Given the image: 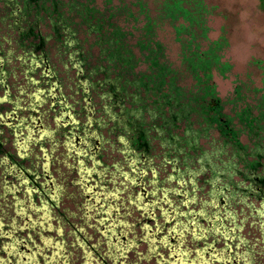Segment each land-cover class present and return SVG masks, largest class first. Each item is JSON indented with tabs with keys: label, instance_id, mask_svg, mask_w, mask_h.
I'll list each match as a JSON object with an SVG mask.
<instances>
[{
	"label": "rangeland",
	"instance_id": "1",
	"mask_svg": "<svg viewBox=\"0 0 264 264\" xmlns=\"http://www.w3.org/2000/svg\"><path fill=\"white\" fill-rule=\"evenodd\" d=\"M76 1L87 3L86 0ZM143 1L147 2L150 14L154 15L157 0ZM112 2L118 3L117 0ZM203 2L207 8L209 39L222 37L227 42L222 56L231 64V70L226 75L213 72L212 76L224 111L235 115L234 112L248 107L252 116H262L260 135H255V131H245L239 136L240 142L248 146L247 160L251 161L255 158L251 152L260 151L264 144V107L258 105L264 87V3L262 0ZM88 5L104 10V0H90ZM133 9L136 11L137 6ZM20 10V0H0V264H93L90 253L94 251L90 249V244L98 248L99 254L107 255L114 261L113 253L120 248V243L107 236L103 226L95 224L100 216L97 208L101 205L91 209L92 204L86 202L93 191L95 197L106 200L108 206H104L103 210L107 213L112 210L114 225L123 229L131 240L123 244L121 264H159L154 253L156 243L150 239L144 223L148 221L157 227L161 225L160 211L151 215L154 216L151 220L140 217L141 211L137 209L134 198L141 186H133L130 182L133 175L129 174L130 169L135 171L136 152L130 145L134 131L126 116L113 118L114 113L122 110L131 114L129 119L133 123L141 118L146 127H151L149 113L144 110L140 116L138 109L140 103L147 109L152 108L149 105L151 100L147 99L149 94L144 89L137 92L134 85L125 84L124 80H132L134 76L123 75L116 84L125 89L119 97L122 101L117 98L119 94L115 100L107 98L109 85L101 87L100 83L103 79H116L118 65L100 54L106 47L100 37L103 31L93 32L85 25L78 27L76 19L69 21V28L75 31L74 38L83 46V52L89 55L83 69L79 59L73 55L76 48L72 46L63 53L65 48L62 49L60 40L64 39L61 36L59 42L52 37L46 41L45 49L36 51L37 56L44 54L48 57L50 72L42 70V67L34 72L30 56L25 55L24 49L16 42L19 39L16 31L23 24V19L32 22L34 15L31 13L25 18ZM124 18V15L114 16L111 21L126 32L125 41L127 47H131L137 31L131 18ZM40 21L39 29L45 37L50 33L51 26L47 17ZM155 39L165 47L166 62L177 66L179 44L174 40L171 26L166 23L158 26ZM132 49L137 54V50ZM98 65L106 69L92 73L91 70ZM79 70H82L81 75ZM132 72L137 75L148 72L147 63H139ZM87 74L91 79L86 77ZM182 77L183 84L192 83L190 76L183 74ZM42 80L49 84H42ZM45 87L50 94L60 93L66 98L61 113L66 114L68 119H62L60 111L52 106V100L47 99L51 96H47ZM237 90H240L241 96L238 102ZM138 94L140 101L135 97ZM85 96H90L91 102ZM82 98L85 100L82 101ZM95 119L98 122L93 124ZM116 119H119V125ZM193 126L197 129L196 124ZM73 128L76 130L75 138L71 141L68 131ZM184 129L185 122L181 121L175 131L181 133ZM148 135L151 148L147 158H141L142 167L146 169V188L153 191L160 185L159 192L172 190L178 186V175L171 164L165 163L168 160L165 143L154 129ZM90 139H96V144L94 150L88 153L86 148ZM199 146L197 152L185 148L176 157L181 164L180 171L186 169V188L195 195L196 204L191 205L205 212L216 208L211 165L216 164L218 171H225L226 165L232 161V152L227 149L225 153H218L222 139L214 131H210L209 138H200ZM71 149L74 156L70 153ZM202 151L205 153L201 156ZM95 152L99 153V157ZM186 154L193 157L184 162ZM170 156L175 157V154ZM20 166L30 173L35 182L45 189L49 188L47 193L54 205L37 194L39 188L32 187L30 178L20 170ZM239 166L242 167L241 164ZM224 171H220L223 178L230 173ZM86 174L97 186L95 190L91 188L89 194L86 191L90 187L84 183ZM221 174L215 178L222 179ZM232 179L240 181L236 176ZM226 182L227 179H224L223 183ZM241 202L237 200L225 207V211L222 209V215L239 227V241L236 240L235 245L237 251L244 255L246 264H264V233L260 231L252 210L259 208V200L247 199L246 203L253 202V207L249 208ZM211 230L204 231L208 235L207 240H217L216 245L222 247L224 239ZM84 236L89 238L87 244L83 243ZM186 236L191 247L196 243L201 245V241Z\"/></svg>",
	"mask_w": 264,
	"mask_h": 264
},
{
	"label": "trees",
	"instance_id": "2",
	"mask_svg": "<svg viewBox=\"0 0 264 264\" xmlns=\"http://www.w3.org/2000/svg\"><path fill=\"white\" fill-rule=\"evenodd\" d=\"M86 1L87 3L76 0H66V2L61 0H20V11L23 12V16L26 18L32 13L34 20L30 22L23 19L24 25L21 24L20 29L16 31L19 37L16 42L24 49L25 55L30 56L31 63L35 67L34 72L35 69L38 70L41 67L42 70L50 72L48 57L44 54H40L41 57L37 56L36 51L45 49L46 41L52 37L59 42L62 36L64 40H60V42L62 41V49L65 48L63 53L73 46L76 48L73 55L79 59L82 69L86 65L89 55L83 52V46L74 38L75 31L73 32L69 28L71 19H76L75 25L78 27L85 25L90 31L97 33L103 31L100 37L103 38L106 47L100 54L105 55V59L108 61L118 65L116 79H103L100 83L101 87L109 85L107 88L109 92L106 93L107 98L115 100L119 94L117 98L122 101V98L119 97H122L120 94L125 89L121 85L117 87V81L119 82L123 75H133L132 80H124V83L134 85L137 92L144 89V92L149 94L147 99L151 100L149 102L151 109H147L142 103L138 107L140 116L144 110L149 113L151 127H146V123L141 118L133 123L129 119L131 114L122 110L118 111V114L114 113L113 118L126 116L128 124L134 131L130 145L136 152V156H134L136 158L135 171L130 169L129 174L132 173L133 175V179H130L131 184L141 186L134 198L137 209L141 211L140 217L144 220H151L154 217L151 215L160 211L161 225L159 224L157 227L155 223L153 225L149 224L148 221L144 223L146 231L150 234V239L156 243L154 253L158 256V263L246 264L244 255L237 251L235 245V241H239V227L236 224H231L234 221L230 222L222 215V209L225 211V207H229L231 203L237 200H241V203L249 208L253 207V202L248 204L246 203L247 199L259 200V208L252 210L255 212L254 217H256L260 231L264 233V144L259 149L260 151L251 152L255 158L249 161L247 160L248 146L239 140L240 134L245 131H249V133L255 131V135H260L262 125H259V122L262 116H252L248 107L234 112L235 115L224 111L212 76L213 72L226 75L231 70V64L223 60L222 56V51L227 45L226 40L222 37L210 40L208 37L209 27L206 23L207 8L205 3L203 0H157L155 14L151 15L147 2L143 0H131L125 3L124 0H117V4H113V0H104L103 11L88 5L90 0ZM134 6H137V12L134 11ZM105 13L108 15L106 16ZM121 15H124V20L131 18L133 28L137 31V36L131 47H127L126 32L111 21L114 16ZM140 15L142 16L141 19ZM45 17L48 19L51 30L47 36L43 37L38 22L44 20ZM139 23L141 24L139 25ZM162 23L171 26L174 40L179 44L177 66L166 62L165 47L159 40L155 39L156 28ZM132 48L137 50V54L133 52ZM141 62L147 63L148 72L134 74L132 69ZM105 69L106 67L98 65L91 71L92 73L103 72ZM79 71L81 75L82 70ZM183 74L190 76L191 84H183ZM86 77L91 79L89 74ZM42 84L47 85L49 82L42 80ZM91 84L97 85V83ZM57 87L56 90H58ZM44 89L48 90L46 87ZM47 92V96H51L47 99L52 100L50 103L60 111L62 119L65 117L68 119L66 114L61 113L65 108L63 104L66 98L60 93L55 95L50 94L49 90ZM236 93L238 102L241 100L240 90H237ZM85 97L91 102L90 96ZM135 97L140 101L139 94ZM81 100L84 101L85 99L82 98ZM258 105L264 107V87ZM181 121L185 122V129L180 133L175 130L179 128ZM96 122H98L97 119L93 120V124ZM115 122L119 125V119H116ZM194 124L197 125V129H194ZM151 129L157 132V136L161 135V139L165 143L164 147L168 150L166 151L168 160L165 163L171 164L173 171L178 175V186L172 190L159 192L160 185L153 191L146 188L144 178L146 169L144 170L142 167L141 158L143 156L147 158L148 151H150L151 140L148 132ZM75 131V128L68 131L71 141L75 138ZM210 131H214L217 137L222 139V146L218 153L222 154L230 149L232 161L226 165L225 171L224 169L220 170L224 173L230 172L226 177L224 175V178L218 171L219 166L211 165L213 169L211 177L215 179L213 197L216 208L213 207V210L200 212L194 207L196 204L195 195H192L185 185L187 181L186 169L180 171L181 164L176 155L184 151L185 148L191 152L199 151L200 138H209ZM95 144L96 139H90L86 148L88 153L94 150ZM70 153L75 155L73 149ZM172 153L175 154V157L170 156ZM203 153L205 152L202 151L201 156ZM95 154L99 157L98 152ZM191 157L193 155L186 154L184 162ZM20 170L28 178L31 177L30 173L21 166ZM217 174H221L222 179L217 180L215 178ZM234 176L238 177L240 181L232 179ZM84 179L85 185L90 187L89 190L91 188L96 189L97 186L93 184L92 177L86 174ZM224 179H227L226 183H223ZM30 182L32 187L39 188L38 195L44 196L48 203L54 205L47 193L49 188L45 189L44 186L35 182L34 178H30ZM89 190L86 191V194L92 192ZM95 196L96 193L93 191L90 200H86L87 203L92 204L91 209L101 205L100 208H97L100 216L97 213L99 218L95 220V224L97 227L103 226L107 236L113 237L120 243V248L114 250L115 260L113 261L111 257L99 254L98 248L90 244V249L94 251L93 254L90 253L91 259L93 264H121L122 261L120 260L124 257L123 244H128L131 240L127 238V233L123 229L114 225L115 219L112 218V210L108 211L109 213L103 210L104 206H108L106 200L103 197ZM171 223L173 224L170 225ZM208 228L224 239L222 247L216 245L217 240H207L208 235L206 236L204 231ZM186 235H190L193 240L201 241V245L198 246L196 243V247H191L187 243ZM88 241L89 238L84 236L83 243L87 244ZM262 243H264V238H262ZM99 258L100 261H98Z\"/></svg>",
	"mask_w": 264,
	"mask_h": 264
},
{
	"label": "flooded vegetation",
	"instance_id": "3",
	"mask_svg": "<svg viewBox=\"0 0 264 264\" xmlns=\"http://www.w3.org/2000/svg\"><path fill=\"white\" fill-rule=\"evenodd\" d=\"M264 2V0H262ZM6 87V86H5Z\"/></svg>",
	"mask_w": 264,
	"mask_h": 264
}]
</instances>
